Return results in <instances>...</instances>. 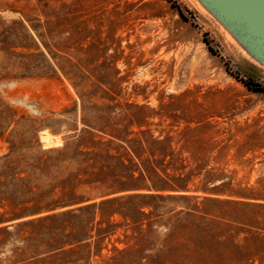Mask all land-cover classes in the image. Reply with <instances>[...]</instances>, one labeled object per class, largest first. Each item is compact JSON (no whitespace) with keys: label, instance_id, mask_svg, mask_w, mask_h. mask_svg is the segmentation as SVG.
<instances>
[{"label":"rangeland","instance_id":"obj_1","mask_svg":"<svg viewBox=\"0 0 264 264\" xmlns=\"http://www.w3.org/2000/svg\"><path fill=\"white\" fill-rule=\"evenodd\" d=\"M0 86V264H264V73L190 0H0Z\"/></svg>","mask_w":264,"mask_h":264},{"label":"water","instance_id":"obj_2","mask_svg":"<svg viewBox=\"0 0 264 264\" xmlns=\"http://www.w3.org/2000/svg\"><path fill=\"white\" fill-rule=\"evenodd\" d=\"M250 65L264 73V0H190Z\"/></svg>","mask_w":264,"mask_h":264},{"label":"trees","instance_id":"obj_3","mask_svg":"<svg viewBox=\"0 0 264 264\" xmlns=\"http://www.w3.org/2000/svg\"><path fill=\"white\" fill-rule=\"evenodd\" d=\"M251 81H253L252 79H250ZM157 190V189H156ZM162 191H176L175 189L172 188H166V189H161ZM97 198H99V200L97 201ZM120 198H124V197H118V196H113V194H106V195H101L99 197H91V196H87V197H83L79 200H76L66 206H63L64 208H67L66 210H63L59 213L55 212V210H57L56 208L51 209L50 212L47 217H52L55 216L56 214H66L68 212H77V211H82V210H86L90 207H97L100 205H103L105 203L108 202H112V201H116ZM261 204H264V202H262ZM30 221V220H29ZM29 221H24V223H27ZM8 228V225L5 226V229ZM65 246H61L60 248H64Z\"/></svg>","mask_w":264,"mask_h":264},{"label":"bare ground","instance_id":"obj_4","mask_svg":"<svg viewBox=\"0 0 264 264\" xmlns=\"http://www.w3.org/2000/svg\"><path fill=\"white\" fill-rule=\"evenodd\" d=\"M34 80V79H33ZM11 82V81H10ZM8 83V82H7ZM33 83V82H32ZM52 83V82H51ZM3 84V83H2ZM1 84V85H2ZM11 85H13V86H15L14 84V82H11L10 83ZM7 85V84H6ZM5 85V86H6ZM35 85V84H34ZM61 85V84H60ZM28 86V85H27ZM62 86V85H61ZM1 88H3V86H0ZM9 87V86H8ZM11 87V86H10ZM21 87V86H20ZM41 87H43V86H41ZM55 87V86H54ZM58 87V86H57ZM14 88V87H13ZM19 89V88H18ZM57 91V90H56ZM25 93V92H24ZM23 93V94H24ZM8 96H10V95H8ZM16 96V95H15ZM18 97V96H17ZM15 98V97H14ZM18 99V98H17ZM36 99V98H35ZM14 100H16V99H14ZM19 101H20V99H18ZM18 100H16V101H18ZM25 100V99H24ZM13 101V100H12ZM22 101L23 100H21V103H22ZM26 101V100H25ZM27 105V107L29 106L30 108H32V110L33 111H38L37 109H35V108H33L32 106H30L28 103L26 104ZM41 106H42V104H41ZM54 106V105H53ZM26 107V108H27ZM47 108V107H46ZM43 136H42V139L44 140V141H46V142H48V143H50L51 141H53V136L50 134V133H47V132H43V134H42ZM54 143H55V141H54ZM0 152H1V150H0Z\"/></svg>","mask_w":264,"mask_h":264},{"label":"crops","instance_id":"obj_5","mask_svg":"<svg viewBox=\"0 0 264 264\" xmlns=\"http://www.w3.org/2000/svg\"><path fill=\"white\" fill-rule=\"evenodd\" d=\"M262 202H264V201H262Z\"/></svg>","mask_w":264,"mask_h":264}]
</instances>
